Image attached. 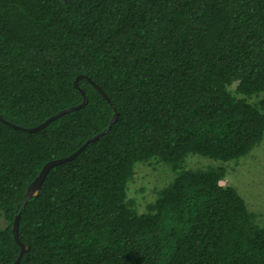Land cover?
I'll return each mask as SVG.
<instances>
[{
	"label": "trees",
	"instance_id": "1",
	"mask_svg": "<svg viewBox=\"0 0 264 264\" xmlns=\"http://www.w3.org/2000/svg\"><path fill=\"white\" fill-rule=\"evenodd\" d=\"M79 75L83 107L9 125L78 105ZM0 117V264L18 213L19 264H264L263 214L220 185L264 132V0H0ZM141 165L171 174L143 206Z\"/></svg>",
	"mask_w": 264,
	"mask_h": 264
},
{
	"label": "rangeland",
	"instance_id": "2",
	"mask_svg": "<svg viewBox=\"0 0 264 264\" xmlns=\"http://www.w3.org/2000/svg\"><path fill=\"white\" fill-rule=\"evenodd\" d=\"M216 164L219 163L197 156L186 160V165L191 169H205ZM222 165L226 170L224 185L234 187L248 209L263 214L264 220V132L260 143L246 157ZM170 176L163 167L137 166L134 179L128 186L129 195L143 206L153 199V191ZM3 225L0 219V227Z\"/></svg>",
	"mask_w": 264,
	"mask_h": 264
},
{
	"label": "water",
	"instance_id": "3",
	"mask_svg": "<svg viewBox=\"0 0 264 264\" xmlns=\"http://www.w3.org/2000/svg\"><path fill=\"white\" fill-rule=\"evenodd\" d=\"M79 78H86L85 76H77L74 80V86L75 88H77L82 96V101L76 105V106H73V107H70V108H67V109H64V110H61L59 111L58 113L54 114L53 116L49 117L47 120H45L44 122H42L41 124L33 127V128H30V129H22L20 127H17L15 125H11L9 123H7L6 121H4L1 117H0V121L3 122V123H7L9 124L12 128H15V129H18V130H24V131H27V132H38L40 131L41 129H43L45 126H47L51 121L57 119L58 117H60L61 115H64L65 113L67 112H70L72 110H76L78 108H81L83 107L86 102H87V99L84 95V92L82 90H80L78 88V85H77V80ZM89 80V79H88ZM91 84L100 92V94H102L104 96V98L107 99V97L104 95V93L101 91V89L96 85L94 84L93 82H91ZM108 100V99H107ZM116 120V114L114 113L113 114V117L112 119L110 120L109 122V125L108 127L102 131L101 133L95 135L93 138L89 139L87 142H85L81 147H79L74 153H72L71 155L69 156H66V157H63V158H60V159H57V160H52L50 162H47L45 163L42 168L40 169L38 175L36 176V178L29 184V186L27 187L26 189V192L24 193V197H23V201H22V204L20 206V209H22L24 207V205L26 204V202L32 198V197H35L38 193V190L46 176V174L48 173L49 169L56 165V164H60V163H64V162H68L70 160H72L73 158H75L84 148L85 146L97 139L99 136H101L103 133H105L109 128L110 126L112 125V123ZM223 181L220 182V185H223ZM19 213L15 216L14 218V221H13V224L11 226V230H12V233H13V238H14V241L16 242V244L19 246L20 250H19V255L16 259V261L14 262V264H19V261L20 259L24 256V253L26 252V250H28V247L23 244L20 240H19V237H18V219H19Z\"/></svg>",
	"mask_w": 264,
	"mask_h": 264
}]
</instances>
